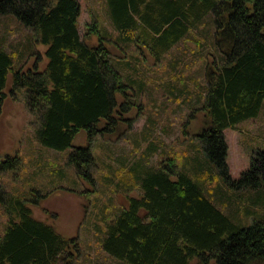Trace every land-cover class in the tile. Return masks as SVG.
<instances>
[{"label":"trees","instance_id":"obj_1","mask_svg":"<svg viewBox=\"0 0 264 264\" xmlns=\"http://www.w3.org/2000/svg\"><path fill=\"white\" fill-rule=\"evenodd\" d=\"M106 5L113 32L93 15L85 39L79 0H0V16L12 15L32 30L47 60L40 70L33 40L9 50L0 44V115L11 79L10 93H23L38 120L37 141L57 151L72 148L68 165L93 183L92 140L121 124L132 130L134 119L126 114L141 109L146 84L136 54L144 49L161 61L211 18L219 56L199 98L209 125L196 135L207 166L190 156L181 167L169 156L159 167L138 160L128 170L132 185L125 190L138 189L139 197L127 196L128 206L105 219L97 233L102 250L126 264H264V150L233 179L224 136L258 117L264 105V0H106ZM93 38L96 44L90 45ZM27 51L38 55L29 68L28 61L22 64ZM82 132L89 143L75 146ZM157 148L150 144L143 159ZM13 164L20 165V158L4 161L2 173ZM208 165L217 174L204 171ZM40 202L10 194L0 183V206L8 217L0 234V264H75L77 239L34 218L30 205Z\"/></svg>","mask_w":264,"mask_h":264},{"label":"rangeland","instance_id":"obj_2","mask_svg":"<svg viewBox=\"0 0 264 264\" xmlns=\"http://www.w3.org/2000/svg\"><path fill=\"white\" fill-rule=\"evenodd\" d=\"M79 2L82 8L79 30L85 39L93 15L99 17L102 28L113 32L106 0ZM207 20L206 26L203 24L201 30H195L161 61H156L144 49L136 54L140 53L139 62L142 60L141 72L146 84V93L140 97L142 106L139 114L137 109L126 114V117L134 119L132 130L121 124L114 133L99 134L92 140L94 142L90 147L96 158L91 169L93 183L80 177L68 165L72 148L57 151L37 141L35 129L38 120L28 110L23 93H10L9 79L5 90L9 97L0 115V183L10 194L41 201L38 205H30L34 218L51 223L58 233L67 238L77 239L79 249L75 264H126L102 250L97 227L99 231L103 229L105 219L112 220L120 209L128 206L127 196L139 197L138 189L131 192L125 190V186L132 185L128 170L135 162L144 160L149 166L159 167L169 156L176 158L181 167L185 158L190 156L198 157L207 166L205 153L200 152L196 135L209 125V116L199 98L204 92V85L210 81L207 72L213 70V61L219 56L214 45V26L211 18ZM28 40H33L39 51V69L43 70L47 65L46 47L37 43L32 30L16 17L0 16V44L5 49L25 46ZM88 42L95 45L96 39ZM201 46H204L202 50ZM109 49L119 59H125L126 55L118 48L109 46ZM134 52L130 51L131 54ZM37 59L38 55L28 54L27 51L22 64L28 61L25 68H29ZM224 136L228 144L230 173L233 179H238L249 169L255 153L264 150V105L258 117L225 130ZM88 143L87 133L82 132L74 145L85 146ZM150 144H156L158 152L143 159ZM15 157L20 158V165L13 164L2 173V163ZM208 166L204 171L216 173L211 165ZM228 192L234 198L237 195ZM40 195L47 197L41 198ZM258 212L262 213V210ZM51 213L57 217L51 218ZM7 222L8 217L0 206L1 235Z\"/></svg>","mask_w":264,"mask_h":264}]
</instances>
